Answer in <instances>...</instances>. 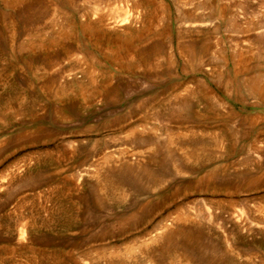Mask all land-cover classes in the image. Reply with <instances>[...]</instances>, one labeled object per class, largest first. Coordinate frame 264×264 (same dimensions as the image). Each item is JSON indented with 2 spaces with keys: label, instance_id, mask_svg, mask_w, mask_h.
I'll return each mask as SVG.
<instances>
[{
  "label": "rangeland",
  "instance_id": "374dc122",
  "mask_svg": "<svg viewBox=\"0 0 264 264\" xmlns=\"http://www.w3.org/2000/svg\"><path fill=\"white\" fill-rule=\"evenodd\" d=\"M256 78L264 0H0V264H264Z\"/></svg>",
  "mask_w": 264,
  "mask_h": 264
},
{
  "label": "bare ground",
  "instance_id": "6f19581e",
  "mask_svg": "<svg viewBox=\"0 0 264 264\" xmlns=\"http://www.w3.org/2000/svg\"><path fill=\"white\" fill-rule=\"evenodd\" d=\"M133 18V17H132ZM132 18L131 17H125V18H123V19H121V20H119V21H112L111 23H109V26H112V27H115V26H124L125 24H127V23H129V22H131L132 21ZM103 21V19L102 18H100L99 20H98V22L99 23H101ZM97 22V23H98ZM185 22H188V24L190 25V26H201V25H203V23L202 22H198V23H195V22H193V21H185ZM85 26H87V27H89V26H91V23L90 22H86L85 23ZM258 81V79L256 78V79H252V80H250L249 82H248V85H249V87H248V89H249V92H250V94L254 97V98H260V99H262V100H264V86L263 85H261L259 82H257ZM202 90V92L203 93H206L207 91L206 90H204V89H201ZM206 94H209V93H206ZM184 150H188V149H184ZM180 172V171H179ZM255 223H264L262 220H257V221H255ZM258 226H261V224H257ZM172 231L174 232V230L172 229ZM168 230H164L163 231V234L161 235V237L160 238H163V240L164 239H166L167 238V236H163V235H167L168 234ZM118 254H120V255H122V253H118ZM132 254V247H128V248H126V250H125V253H124V255L125 256H130ZM113 261V260H112ZM114 264H125V263H122V261H116V262H114Z\"/></svg>",
  "mask_w": 264,
  "mask_h": 264
}]
</instances>
